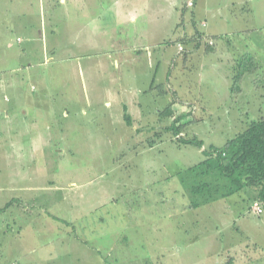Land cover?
<instances>
[{
	"label": "rangeland",
	"instance_id": "rangeland-1",
	"mask_svg": "<svg viewBox=\"0 0 264 264\" xmlns=\"http://www.w3.org/2000/svg\"><path fill=\"white\" fill-rule=\"evenodd\" d=\"M209 2L187 9L181 0L178 12H164L158 40L166 42L147 50L142 14L163 13L158 8L136 12L137 25L119 28L110 10L89 12L83 1L0 0V72L17 84L5 92L0 82V105L16 107L14 126L31 127L28 154L7 167L11 178L0 190V205L14 202L8 212L16 219L0 231V264H264V213L252 211L257 190L194 209L180 181L207 159L205 150L222 149L264 118L263 3L249 2L244 22L256 30L250 46L261 51L247 60L246 69L251 62L257 68L239 82L245 95L230 98L227 75L244 70L231 69L219 46L218 54L177 55L184 31L195 34L207 17L216 24L200 10L212 9ZM97 14L106 28L92 24ZM254 79L262 90H254ZM138 96L146 115L134 122L139 131L122 119L118 103ZM170 104L190 108L178 113L176 126L158 116ZM36 145L37 154L29 150ZM62 238L64 251L56 244Z\"/></svg>",
	"mask_w": 264,
	"mask_h": 264
},
{
	"label": "crops",
	"instance_id": "crops-1",
	"mask_svg": "<svg viewBox=\"0 0 264 264\" xmlns=\"http://www.w3.org/2000/svg\"><path fill=\"white\" fill-rule=\"evenodd\" d=\"M60 1L66 2V0H60ZM69 1L75 4L76 3L80 4V2L83 1L86 4L83 6L84 7L83 10L87 9V11L89 12H94L97 9L110 10L113 16L115 17L114 18L115 24L119 28H123L125 24L132 23L133 25H137L136 20L139 19V16L136 15V12H142V11L148 12V10L151 12V11H155L156 8H158L156 12L162 11L163 13H158L156 15H149L148 13L142 14V17L147 18V20L149 21L148 26H150V29H148L147 32L145 33L143 32L144 38L142 36L143 43L148 44V46H142V47L147 48L148 50L149 48H151L152 45H156V43H161L164 40V39L158 40L159 36L162 34L161 28L164 26L163 21L167 18L166 13L164 12H168L171 10L174 12H178L181 0H69ZM197 1L198 0L195 1L194 8L199 7V3L197 4ZM202 1L203 0H201V2ZM255 1H259L261 4L263 3L261 6V8H263L264 0H210L209 6H212V9L206 10L205 7L203 6V7H200V10L201 12H206L205 14L206 17H207V14H211L212 16L211 18H214V21L215 20L217 21L216 24L210 25L209 20H208L209 17H207L208 19L205 18L204 21L201 23V29L195 30V34H197L196 39L194 38L195 42L193 41V38H192L193 36H191L194 33V31H189L188 33L184 31L183 36L177 41V44H176L177 49H178L179 44H184L185 46L184 49L187 50V52H185L186 58L189 59V57H191L192 55L194 57H201V56L204 57L205 55L208 56L209 54L211 55L216 54V53L218 54V50H219L218 46H219L220 49H223V52H225L224 54H227V56H225L227 65H229L231 69H236V68L243 69L244 70L242 73L243 78L241 80H246V78L249 79L251 76L247 77V75L249 76V73L252 72L251 67H253V69L257 68L256 64H254V62H251L250 63L251 67H249L250 70L249 68L246 69L247 63H248L247 60L257 58V56L255 55V51L257 50H255L253 47L250 46L251 44H253L254 41L253 39H251V36H249V34L253 33L254 31L256 32V30L247 28V25L244 22L246 18L249 17V16L247 17V14H249L252 10L250 6H248L249 2H255ZM229 13L232 14L231 17L229 16ZM243 13L246 15H244ZM92 24H97L98 28H106V27H102L106 24L102 22V15L100 14H97L94 17ZM263 28H264V25H263ZM187 36H189V38H192V39H187L186 42L185 40L183 41V38ZM145 38L147 39L145 40ZM216 38L219 40V42H216ZM210 40L214 42V45L212 46L209 45ZM257 40L258 39L255 38L256 42ZM17 41L20 42L21 38H18ZM259 41H260V38H259ZM165 42L166 41H164L163 43L159 45H163ZM143 43H140V44H143ZM187 43L189 44V46H187ZM190 47L195 48V50L193 49L190 50ZM136 48H135L136 53L139 56H144L143 54L144 51L141 50V47L137 46ZM121 51L124 52V49H122ZM260 52L261 51H259L258 54H260ZM20 54L21 53H18V52L15 53V55H17L18 57H20L19 56ZM177 55L180 57V59L182 60L185 59L183 52H179V50H178ZM236 57H238V59H236ZM12 73H15V69L12 70ZM8 76L12 77L11 74L7 75L5 71L0 72V82H3V88L5 89V92L6 90L16 87L17 85L15 84L16 82L9 83ZM234 77L230 74L227 75V79L230 84L229 88L231 91L230 98L231 97L238 98L240 96L245 95L243 92L245 90L241 87H239L240 89L238 90V92L234 93L232 91L233 84H234ZM154 79L155 78H153L151 81L152 84L155 82ZM168 79H169V75L167 72L165 73L164 79H161V81L168 80ZM255 81L253 82L254 90L256 89L262 90L261 86L258 85L257 81L256 82ZM151 88L153 90V87ZM201 98L204 99L202 96ZM6 99L8 103L9 102L11 103L13 100L11 97L9 98L8 96L6 97ZM196 100L198 101V99ZM125 102L118 101L119 107L121 108L122 106V109H123L122 119L125 120V114H128L129 116H131V114L135 112L133 113V117L135 119L131 117L130 123H127L132 128L134 125V122H136L137 120L139 121L140 119L143 118V116H146V115L143 112L144 111L143 104L140 102L139 96L136 99H132L130 102H126V103ZM11 106L12 108L9 105H6V106L0 105V190L2 189V186H4L6 182L7 184L9 183V180L11 178V175L7 174V167L11 164H21L22 159L24 160L28 154L27 146L24 145V141H25L24 134L26 135V131H28V129L31 127L24 128L22 125L20 127L14 126L15 123H20V121L19 119L17 121H13L14 116L13 115L9 116L10 112H14V113L17 112L16 107L14 105H11ZM169 107L171 108L169 109V112H165L166 108H169ZM180 107H181L180 104L179 105L176 104V106L174 107L172 104H170L162 111L161 110L158 111V116L160 117L166 116L167 118H170V120L174 122L178 116V113H181L180 111H190L189 110L190 108L186 109V107L188 106L182 107V108H185L184 110L180 109ZM170 110H171V114H170ZM154 112L156 111H153V113ZM2 113H4L5 118L10 119V121L1 122ZM23 113H25L26 115L25 110L23 111ZM26 121H27V118L25 117L24 123L27 124ZM133 128L134 130H137V131L141 129L135 126ZM41 148L42 147L36 145L34 148L32 146L29 150L37 154L39 151H41ZM13 203L14 202L5 203L4 206L0 205V206H3V207H0V227H1L0 231L3 230V231L8 232L11 228L12 222L14 223V221L16 220L14 215H10L8 212L11 209V206L13 205ZM22 206L25 207L24 205ZM18 218H19V215H17V219ZM70 233L71 231L69 230V235ZM75 239H76L75 241H77V238ZM82 241L86 242L84 239H82ZM67 243H68V239L62 238L58 240L56 244H60V251L61 250L64 251V246L68 245ZM65 254L66 253L61 252L60 257L61 258L64 257ZM58 255L59 254L56 255V258L58 257ZM50 256L52 260H54L53 258L54 254H50ZM74 256H76V254ZM65 258L66 257H64V259ZM76 259L77 258L74 257V260ZM85 263H87V260L86 262L84 261V262L76 263V264H85Z\"/></svg>",
	"mask_w": 264,
	"mask_h": 264
},
{
	"label": "trees",
	"instance_id": "trees-1",
	"mask_svg": "<svg viewBox=\"0 0 264 264\" xmlns=\"http://www.w3.org/2000/svg\"><path fill=\"white\" fill-rule=\"evenodd\" d=\"M242 73L234 77L232 91L238 92ZM169 112V108H166ZM171 114V110H170ZM125 120L131 118L125 114ZM179 120L174 121L173 126ZM180 133L176 131L178 136ZM186 145L202 147V142L192 139H179ZM207 159L198 166L186 170L181 177V185L190 199L194 209L227 199L246 188L259 192L258 202L264 207V118L253 121L235 139L229 141L222 149L212 147Z\"/></svg>",
	"mask_w": 264,
	"mask_h": 264
},
{
	"label": "built area",
	"instance_id": "built-area-1",
	"mask_svg": "<svg viewBox=\"0 0 264 264\" xmlns=\"http://www.w3.org/2000/svg\"><path fill=\"white\" fill-rule=\"evenodd\" d=\"M195 1L196 0H188L187 3V7L188 8H193L195 6ZM209 45H214V42L212 40L209 41ZM178 50L179 52H183L184 51V47L182 46V44L178 45ZM252 211L254 213H256L257 215H261L264 213V207L263 204L261 202H255L252 208Z\"/></svg>",
	"mask_w": 264,
	"mask_h": 264
}]
</instances>
